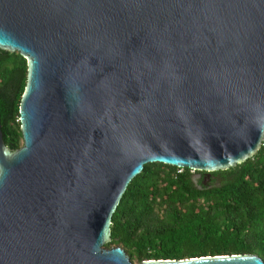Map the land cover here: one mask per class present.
<instances>
[{"label":"water","instance_id":"1","mask_svg":"<svg viewBox=\"0 0 264 264\" xmlns=\"http://www.w3.org/2000/svg\"><path fill=\"white\" fill-rule=\"evenodd\" d=\"M0 51L26 65L20 145L0 130V264H134L104 245L145 163L208 175L264 140V0H0Z\"/></svg>","mask_w":264,"mask_h":264},{"label":"trees","instance_id":"2","mask_svg":"<svg viewBox=\"0 0 264 264\" xmlns=\"http://www.w3.org/2000/svg\"><path fill=\"white\" fill-rule=\"evenodd\" d=\"M25 59L0 51V130L9 150L21 143L17 104ZM200 177L194 180V174ZM207 179L203 183V179ZM142 260L258 254L264 258V140L243 162L207 174L160 162L127 183L104 247Z\"/></svg>","mask_w":264,"mask_h":264},{"label":"flooded vegetation","instance_id":"3","mask_svg":"<svg viewBox=\"0 0 264 264\" xmlns=\"http://www.w3.org/2000/svg\"><path fill=\"white\" fill-rule=\"evenodd\" d=\"M199 177H200V174L199 173H195L193 179L197 180Z\"/></svg>","mask_w":264,"mask_h":264}]
</instances>
